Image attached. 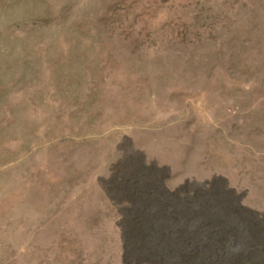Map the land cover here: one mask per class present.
Wrapping results in <instances>:
<instances>
[{"label": "rangeland", "instance_id": "obj_1", "mask_svg": "<svg viewBox=\"0 0 264 264\" xmlns=\"http://www.w3.org/2000/svg\"><path fill=\"white\" fill-rule=\"evenodd\" d=\"M0 264H264V0H0Z\"/></svg>", "mask_w": 264, "mask_h": 264}, {"label": "bare ground", "instance_id": "obj_2", "mask_svg": "<svg viewBox=\"0 0 264 264\" xmlns=\"http://www.w3.org/2000/svg\"><path fill=\"white\" fill-rule=\"evenodd\" d=\"M166 243V242H165Z\"/></svg>", "mask_w": 264, "mask_h": 264}]
</instances>
